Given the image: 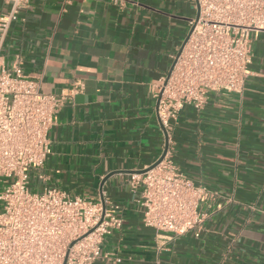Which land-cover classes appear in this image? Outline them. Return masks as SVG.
Here are the masks:
<instances>
[{"label": "crops", "instance_id": "obj_1", "mask_svg": "<svg viewBox=\"0 0 264 264\" xmlns=\"http://www.w3.org/2000/svg\"><path fill=\"white\" fill-rule=\"evenodd\" d=\"M8 8L0 0V14ZM196 13L194 0H30L8 32L4 64L18 59L44 92L84 83L59 110L43 178L33 172L31 186L121 206L124 225L105 237L95 264H264V31L252 35L242 93L211 92L168 133L160 122L152 89ZM166 146L215 194L203 225L179 237L145 226L128 186Z\"/></svg>", "mask_w": 264, "mask_h": 264}, {"label": "built area", "instance_id": "obj_2", "mask_svg": "<svg viewBox=\"0 0 264 264\" xmlns=\"http://www.w3.org/2000/svg\"><path fill=\"white\" fill-rule=\"evenodd\" d=\"M7 3L0 14V264H95L103 256L105 237L124 225L121 206L56 187L34 192L31 186L33 172L43 178L40 170L51 152L49 133L59 110L84 83L76 82L68 94L44 92L18 59L4 64L8 32L30 0ZM194 3L197 13L173 56L172 70L152 89L166 133L187 105L204 108L211 92L244 91L252 35L264 31V0ZM165 149L155 167L130 173L128 186L139 193L144 225L179 237L203 225L215 194L184 173Z\"/></svg>", "mask_w": 264, "mask_h": 264}, {"label": "water", "instance_id": "obj_3", "mask_svg": "<svg viewBox=\"0 0 264 264\" xmlns=\"http://www.w3.org/2000/svg\"><path fill=\"white\" fill-rule=\"evenodd\" d=\"M186 39H187V37L185 38V41H186ZM172 67H173V65L171 66V69H170V70H172ZM165 154H166V149L163 151V153H162V155L160 156V158H159V159H158V160H157L152 166H150L149 168H153V167H155L157 164H159V163L163 160ZM147 169H148V168H147ZM147 169L142 170V171H135V172H144V171H146Z\"/></svg>", "mask_w": 264, "mask_h": 264}, {"label": "rangeland", "instance_id": "obj_4", "mask_svg": "<svg viewBox=\"0 0 264 264\" xmlns=\"http://www.w3.org/2000/svg\"><path fill=\"white\" fill-rule=\"evenodd\" d=\"M33 191L34 192H39V191H41V189H39V188H33Z\"/></svg>", "mask_w": 264, "mask_h": 264}]
</instances>
